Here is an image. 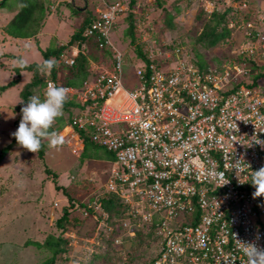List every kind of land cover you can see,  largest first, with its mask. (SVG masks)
<instances>
[{
  "label": "built area",
  "instance_id": "2783aa9c",
  "mask_svg": "<svg viewBox=\"0 0 264 264\" xmlns=\"http://www.w3.org/2000/svg\"><path fill=\"white\" fill-rule=\"evenodd\" d=\"M223 4L239 13L251 6L248 0ZM123 5L96 8L85 35L100 32L113 46L109 36ZM242 22L245 39L232 56L241 61L201 68L191 50L158 47L147 60L137 57L124 77L123 54L116 51L109 62H92L95 76L83 88L66 87L83 109L60 132L64 144L79 155L90 141L114 155L107 188L125 210L116 220L104 211L94 215L107 238H95L103 252L115 254L110 240L120 248L124 239L150 231L151 264H249L244 244L264 248V196L253 198L251 183L252 171L264 166V146L256 143L264 142V11Z\"/></svg>",
  "mask_w": 264,
  "mask_h": 264
},
{
  "label": "rangeland",
  "instance_id": "374dc122",
  "mask_svg": "<svg viewBox=\"0 0 264 264\" xmlns=\"http://www.w3.org/2000/svg\"><path fill=\"white\" fill-rule=\"evenodd\" d=\"M53 1L50 4V17H47L42 32L18 43L13 39L9 43L3 42L7 36L5 27L2 31L1 27L10 19L13 11L17 13L20 10L22 1L5 0V5L0 6V85H5L17 77L15 69L18 67L19 60L23 59L27 61V64L37 62L41 57L43 58L41 48L45 50L52 42L58 44L69 40L81 23L86 4L94 9L103 7L101 5L103 0ZM117 1L124 3L123 12L114 19L115 28H111L109 39L114 43L116 50L124 52L125 62L131 67L137 63L133 64L136 61V44H129L130 38L125 34L129 23L127 13L130 10L136 13L134 23L137 27V36L146 40L148 50L155 51L158 47L168 50L174 44L177 47L176 43L181 41L184 46L179 47L183 51L191 50L195 53L198 51L211 62L215 56L231 58L235 55L241 31H235L230 39L233 42L227 45L218 44L208 50L204 47L200 48L197 44L196 48H193L195 36L201 31V26H197L200 8L210 13L214 10L213 7L219 9L221 8L219 6H223L222 0L217 2L215 0H162L161 5L156 0H137L132 7L128 4L129 0ZM248 1H255L256 8L264 11V0ZM68 2L72 5H68ZM74 7L80 9V12H77ZM168 12L172 15V26L166 23ZM129 56H132V59ZM200 65H203V62ZM131 67L125 68V72H130ZM60 72L62 78L64 72ZM31 73V71H24L19 83L9 86L0 94V150L14 142L9 152L0 158V264H40L51 256V251L47 248L27 245L26 242L27 240L41 242L48 235L60 234L56 221L62 215L63 206L71 203L68 194L73 196L76 202H83L85 206L92 203L93 207L94 201L97 200V204L100 205L103 197L111 195L108 194L110 191L107 183L112 164L107 157V151H102V148L87 143L83 155L76 156L67 145L49 148L48 141L44 140L45 155L41 156L39 151L29 152L16 142L12 135L17 129L15 121L18 113L15 109L22 99L21 90L24 81L31 80ZM124 86L128 87L125 80ZM82 87L83 85H80L77 88ZM36 90L34 95L39 96L41 88ZM76 111L78 112V110L72 112ZM98 150L107 156L95 157V152ZM49 171H51L50 174ZM56 184L63 186L68 194L58 190ZM120 201L122 202L121 197ZM85 206L81 205L78 210L73 211V214L79 215ZM94 222V219L89 217L79 225H71L69 230L65 231L63 237L69 239L70 250L68 251L70 252L60 254L56 264L87 262L93 264V258L96 257L93 253L105 250L99 248L102 245L100 242L96 244L95 238L99 235L101 242L105 243L107 240L105 236L100 235L101 230L95 231ZM116 236L120 235L116 234ZM129 244L136 247L137 241L132 238L124 242V245L129 246ZM122 247H113V249L121 256L128 255L127 247ZM149 247L150 242L144 246L146 249L144 252L137 251L134 254V248L130 246L129 260L144 264L149 260L150 252H153V249L150 250ZM97 261L99 264H104L102 259Z\"/></svg>",
  "mask_w": 264,
  "mask_h": 264
},
{
  "label": "trees",
  "instance_id": "16d2710c",
  "mask_svg": "<svg viewBox=\"0 0 264 264\" xmlns=\"http://www.w3.org/2000/svg\"><path fill=\"white\" fill-rule=\"evenodd\" d=\"M21 7L20 10L13 16V18L7 23L5 30L6 33L12 37L15 38H28L31 36H35L41 27L44 24V21L47 19V17L51 14L50 11V4H52L53 0H21ZM117 0H103L101 5L105 6L106 4H110L113 2H116ZM160 5L162 4V0H156ZM216 2L219 0H215ZM224 0H222L223 2ZM238 1V0H237ZM137 0H129L128 4L130 7H132ZM5 0H0V6L5 5ZM123 3V2H122ZM68 5H72V3L68 2ZM85 5V4H84ZM255 1H251L250 9L243 10L240 13L238 12V9L233 6H219L221 8H216L210 13L205 11L203 8H200L199 13L197 15V26H201V31L195 36V43L193 44V48H196V45L199 44L200 48L203 49H212L216 45H227L228 43L233 42L230 39L232 38V35L235 31L238 30L239 27L242 25L243 20H249L252 15L255 13L256 8ZM86 8L83 11V18L81 20V23L77 30L71 34V37L66 42H60L57 44V42H52L48 48L45 50H42L43 54V60L42 62L28 64V67L21 68L17 67L15 70L17 71V77L14 78L11 82L0 85V94L5 91L9 86L17 84L21 81V77L23 76L22 71H31V80L24 81V85L21 90L22 99L21 102L17 105L16 111L18 113V117L16 119L17 128L19 126V122L22 118L21 108L24 106L29 98L36 93V88H41V93L39 94V98L43 100L44 94L42 92L43 87L46 86L47 79H55L56 81L60 82V86L64 87H72L77 88L80 85H83L86 80H89L90 78L95 76V72L91 66V62L100 63L102 60L105 62H109L112 59L113 53L121 52L122 55V69L124 74V77H127L131 72L133 71L134 66L128 64L125 62L124 59V52L122 50H116L115 45L113 43V46H110L106 44L105 40L106 38L102 36L100 32H95L90 35H85L86 30L90 27L91 23L96 19L97 13L95 12L94 8H90L88 4L85 5ZM74 9L77 12H80L78 8L74 7ZM129 10V9H128ZM123 12V11H122ZM128 12V11H127ZM135 14L133 11H129L127 13V17L129 20L128 26L125 29V34L130 38V43L136 44L135 49V59L137 57H141L145 60L148 59L149 50L146 44V40H143L140 36H137V27L136 23H134V17ZM241 15L242 20H237V17ZM168 19L166 20V23L168 26H172L171 18L172 15L168 12L167 14ZM233 24V25H231ZM240 24V26H238ZM115 23L113 24V29L115 28ZM245 39V36L243 38V33H241V36L238 40L239 43ZM230 41V42H229ZM101 43L103 45L101 46ZM176 44L180 46H184V43L177 42ZM175 44L170 47V49L174 48ZM73 48H77L78 52L76 55L72 54ZM192 48V49H193ZM194 56L197 57V59L200 61V64L203 62V65H201V68H204L205 65L209 64L211 61H208L203 54L199 53L198 51L193 52ZM65 55L73 56L74 62L72 64L66 63L65 58H63ZM54 58L59 62L58 67H54L50 74L45 75L42 72L38 70V65L42 64L44 60ZM130 59H132V56H129ZM108 59H110L108 61ZM241 57H225V56H215L213 58V62H215L218 65H221L224 62L232 63L233 61H241ZM100 61V62H99ZM137 60L133 63L135 64ZM249 66L251 69L257 68V66L254 63H250ZM130 72H125V68H130ZM64 72V76L61 78V72ZM263 74V73H262ZM259 75H257L258 77ZM82 87V88H83ZM36 90V91H35ZM81 103H76L74 100H67V102L64 105V115L56 120V123L53 126L52 130L57 131L61 126H63L68 120H71L74 116L79 115L82 111V107L80 105ZM78 110L75 113L72 111ZM12 143L4 146L0 150V158L5 156L9 150L12 147ZM88 144L93 143L87 141ZM87 144L85 146L86 150ZM84 150V151H85ZM102 151H106L102 149ZM102 151L98 150L95 152V157H104L107 156L106 154L101 153ZM41 156L45 155V147L44 142L42 143V148L39 151ZM84 153V152H83ZM108 159H112L113 155L109 152ZM83 155V154H82ZM1 161V160H0ZM48 169V168H47ZM49 170V169H48ZM49 174L51 171L48 172ZM58 190H62L64 193H67L66 189L59 185H55ZM68 194V193H67ZM108 194H111L109 196L103 197L101 199L102 204L104 208L109 213H117V217H121L124 212L123 203L120 201V198L116 196L117 194L114 192H109ZM69 201L71 202L70 205H65L62 208V215L57 219L56 221V227L58 230H60V234L58 236L55 235H48L43 241L39 242L38 240H27V245H35L38 248H47L49 251H51V256L45 259L40 264H56L58 261V256L60 254H65L64 252L69 253L70 247H69V239L63 237V234L66 230H69V227L71 225L81 224V222L86 221L89 217L94 219L96 222V218L94 217L95 208L93 206H88V214H82L83 212L79 213V215L73 214V211L76 208L77 202H73L74 198L70 194H68ZM95 198V197H94ZM93 198V199H94ZM80 206L84 205L85 203L80 202ZM94 222V224H95ZM79 227V226H78ZM77 228V227H76ZM154 231L153 229H151ZM153 238V233L146 232L144 235H139L137 238H134L137 241L136 247L133 245H124L123 247H127L128 253L129 247L134 248V254H136L137 251L146 250L144 246L146 243L149 242L150 239ZM125 242V239H124ZM107 246L111 247L109 250L113 249L112 247V240L107 242ZM144 244V246H143ZM122 247V248H123ZM96 257L93 258V264H99L97 260L102 259V261L106 264H110L112 260H120L122 261V257L118 255V252L115 251V254L112 255L111 251H105V252H95L93 253ZM130 257V255H129ZM97 259V260H96ZM132 261L126 260L125 262H122V264H130ZM85 264H88L85 263ZM146 264H151V262H147Z\"/></svg>",
  "mask_w": 264,
  "mask_h": 264
},
{
  "label": "clouds",
  "instance_id": "9594fccd",
  "mask_svg": "<svg viewBox=\"0 0 264 264\" xmlns=\"http://www.w3.org/2000/svg\"><path fill=\"white\" fill-rule=\"evenodd\" d=\"M257 10L260 9L257 8ZM17 63L18 66L21 68L28 67L27 61L23 59L19 60ZM58 66H59V62L56 59L49 58L44 60L42 64L38 65V70L43 74L48 75L50 74L51 70L54 67H58ZM91 66L93 70L96 68L92 65V62H91ZM45 87L46 86H44L42 90L45 97L43 100H41L38 96H32L29 98L28 102L24 106H22L21 108L22 118L19 122L18 128L16 129L15 132L12 133V135L16 139V142L21 147L33 153H37L38 151L41 150L42 143L44 140L48 141L49 148L61 147L65 143V137L60 132L65 131L69 128V123L67 121L57 131L52 130L54 124L56 123V120L64 115L63 109L65 103L69 98L68 97L69 90L64 86H57L53 83H49L47 85L46 91H45ZM69 100H74L75 102H77L75 98H69ZM256 143H262V146H264V142H261L260 140H256ZM86 144L87 142L85 143V146ZM93 144L95 145V143ZM102 149L106 150L105 148ZM84 150L85 147L79 155L74 154L72 151L71 152L76 156H81ZM113 159H114V155L112 159H109L110 163ZM251 183L255 187V191L252 193L253 198L264 196V166L260 167L258 170L252 171ZM116 196L120 198L118 194ZM73 202H75V200H73ZM67 205H70V203ZM88 206H93V204L89 203ZM99 206H100L99 209H96V206L94 205L96 211L94 215L100 213V211H104L105 213L109 214L110 219H114V220L118 219L117 213H109L104 208L102 201ZM86 207L87 206L83 208L82 214H85V211L87 210ZM76 208L78 209L80 208V204L78 202L76 204ZM124 209H125V205H124ZM97 224L98 221L96 220L95 231L97 230ZM258 238L259 237L257 236V239ZM242 251L248 257L249 264H264V248L258 246L256 243L244 244V248L242 249Z\"/></svg>",
  "mask_w": 264,
  "mask_h": 264
},
{
  "label": "crops",
  "instance_id": "0c3cea01",
  "mask_svg": "<svg viewBox=\"0 0 264 264\" xmlns=\"http://www.w3.org/2000/svg\"><path fill=\"white\" fill-rule=\"evenodd\" d=\"M256 1H258V0H256ZM256 3V2H255ZM261 10V9H260ZM16 14V11H13L12 12V16L10 17V19L7 21V22H4L2 25V27H1V31L3 30V28L4 27H6V25H7V23L13 18V16ZM5 15V14H4ZM4 15H3V17H4ZM50 17V16H49ZM47 20V19H46ZM46 20L44 21V24H43V26L41 27V29L39 30V32H42V30H43V28H44V25H45V23H46ZM5 35L7 36V39H4L3 40V42H8L9 43V41L11 40V39H13V40H15V42L16 43H18L19 41H23V40H25L26 38H15V37H12V36H10V35H8L7 33H6V31H5ZM29 38V37H28ZM18 57H20V55H18ZM41 57V56H40ZM42 57L40 58V60H38L37 62H41L42 61ZM34 63H36V62H34ZM28 64H33V63H28ZM22 73L24 74V71H22ZM31 75H32V73H31ZM29 80V79H28Z\"/></svg>",
  "mask_w": 264,
  "mask_h": 264
}]
</instances>
